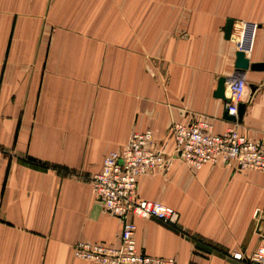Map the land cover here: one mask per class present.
Instances as JSON below:
<instances>
[{
    "label": "crops",
    "instance_id": "0c3cea01",
    "mask_svg": "<svg viewBox=\"0 0 264 264\" xmlns=\"http://www.w3.org/2000/svg\"><path fill=\"white\" fill-rule=\"evenodd\" d=\"M91 6L0 0V264H96L74 257L75 244L118 246L122 222L94 199L90 178L143 130L170 159L138 179L137 197L172 207L179 221L135 218L137 248L175 264H250L264 231V171L192 169L175 157L171 128L234 127L214 92L236 74L244 23L257 26L245 57L264 64V0H152L180 13L151 15L165 29L150 28L143 47L139 30L82 29ZM244 77L237 130L264 145V69Z\"/></svg>",
    "mask_w": 264,
    "mask_h": 264
},
{
    "label": "built area",
    "instance_id": "2783aa9c",
    "mask_svg": "<svg viewBox=\"0 0 264 264\" xmlns=\"http://www.w3.org/2000/svg\"><path fill=\"white\" fill-rule=\"evenodd\" d=\"M256 24L244 23L238 40V51L250 52ZM244 73H236L225 82L224 111L237 118L238 107L246 99ZM245 104V103H244ZM238 126V123H233ZM175 157L198 170L211 163H234L238 170L264 171V147L248 141L235 127L215 134L205 122L175 123L172 126ZM157 149L150 130L133 132L125 146L105 156L101 169L90 178V190L105 210L122 222L118 246L78 242L73 247L77 259L96 264H175L173 259L149 256L136 245L134 219H154L169 226L179 221L172 207L137 197L138 179L144 174L164 170L169 162ZM260 244L249 258L250 264H264V231L257 229Z\"/></svg>",
    "mask_w": 264,
    "mask_h": 264
},
{
    "label": "rangeland",
    "instance_id": "374dc122",
    "mask_svg": "<svg viewBox=\"0 0 264 264\" xmlns=\"http://www.w3.org/2000/svg\"><path fill=\"white\" fill-rule=\"evenodd\" d=\"M126 2H128V0H92L91 7H83L87 12L85 15L87 16V23H82V29L86 27L85 29L90 30L95 37L101 34V32L112 30L124 31L125 34L129 33L131 36L132 32L139 30L141 32V45L143 47L145 46L144 43L148 42V32L150 28L157 31L165 29L163 19L156 23L154 21L151 22V15L157 14L163 17L166 14L171 15L180 13V8L150 6L152 0H130L131 4L129 5L126 4ZM132 2H134L135 5H133ZM90 17L91 22H89ZM130 41H132V39L127 38L126 35V45H128ZM234 127L237 130V126ZM237 132L248 141L264 147L263 144L248 139L238 130Z\"/></svg>",
    "mask_w": 264,
    "mask_h": 264
},
{
    "label": "water",
    "instance_id": "95a60500",
    "mask_svg": "<svg viewBox=\"0 0 264 264\" xmlns=\"http://www.w3.org/2000/svg\"><path fill=\"white\" fill-rule=\"evenodd\" d=\"M232 25L233 21L232 20H227L226 26H225V38L230 39L231 37V31H232ZM236 59H235V73H244L247 70H252V71H260L264 69V64H250L248 59L245 57L244 52L242 51H237L236 54ZM228 81L225 78H220L218 81V87L216 91L214 92V96L216 98H220L222 100L225 99V88L224 84L225 82ZM246 105L244 103L240 104L238 107V116L237 118L233 116H229L226 112L223 114V118L232 122V123H242V118L245 112Z\"/></svg>",
    "mask_w": 264,
    "mask_h": 264
}]
</instances>
